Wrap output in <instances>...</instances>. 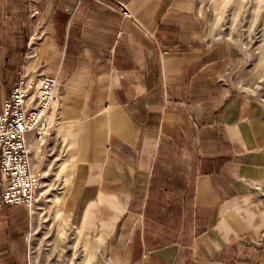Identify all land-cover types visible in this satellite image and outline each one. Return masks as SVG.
<instances>
[{
  "label": "crops",
  "instance_id": "1",
  "mask_svg": "<svg viewBox=\"0 0 264 264\" xmlns=\"http://www.w3.org/2000/svg\"><path fill=\"white\" fill-rule=\"evenodd\" d=\"M200 1L0 0V111L24 71L58 77L32 170L44 153L66 166L62 202L87 234H118L121 264H249L264 230V104L229 81L235 50ZM158 203H190L191 241L152 238ZM4 225L0 264H21Z\"/></svg>",
  "mask_w": 264,
  "mask_h": 264
},
{
  "label": "rangeland",
  "instance_id": "2",
  "mask_svg": "<svg viewBox=\"0 0 264 264\" xmlns=\"http://www.w3.org/2000/svg\"><path fill=\"white\" fill-rule=\"evenodd\" d=\"M200 5L211 31L235 50L229 81L239 92L264 104V0H201ZM44 157L48 164L38 171L40 183L33 203L27 207H0L13 257L21 264H83L91 244L94 254L90 264H121L117 257L121 250L112 248L118 234L108 240H104L105 234L103 238L98 232L87 234V222L78 226L69 203L62 202L59 210L60 199L67 191L63 176L66 166H59L46 153ZM253 179L252 188L264 197V174ZM161 195L160 191L154 193L155 197ZM164 195L171 196V192ZM158 206L151 214L158 222L151 221L155 232L152 238H159L162 244L194 238L190 203L182 204L173 213L163 204ZM245 254L249 264H264V230Z\"/></svg>",
  "mask_w": 264,
  "mask_h": 264
},
{
  "label": "built area",
  "instance_id": "3",
  "mask_svg": "<svg viewBox=\"0 0 264 264\" xmlns=\"http://www.w3.org/2000/svg\"><path fill=\"white\" fill-rule=\"evenodd\" d=\"M124 14L129 15L127 9ZM59 96L57 76L24 71L14 83L0 111V207L33 203L40 175L32 170L29 136L34 132L41 139L59 121L57 115L53 124L45 126Z\"/></svg>",
  "mask_w": 264,
  "mask_h": 264
},
{
  "label": "bare ground",
  "instance_id": "4",
  "mask_svg": "<svg viewBox=\"0 0 264 264\" xmlns=\"http://www.w3.org/2000/svg\"><path fill=\"white\" fill-rule=\"evenodd\" d=\"M62 201H63V198L60 199V202H59V210H61L60 207H61ZM100 238H103V235H101ZM87 250H88L87 251L88 256H87V259L84 260L83 264H90L91 263V259H92L93 254H94V248H93V246H91V244L89 246H87Z\"/></svg>",
  "mask_w": 264,
  "mask_h": 264
}]
</instances>
